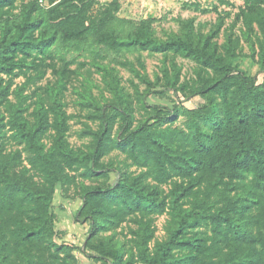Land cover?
Returning <instances> with one entry per match:
<instances>
[{
    "label": "trees",
    "instance_id": "16d2710c",
    "mask_svg": "<svg viewBox=\"0 0 264 264\" xmlns=\"http://www.w3.org/2000/svg\"><path fill=\"white\" fill-rule=\"evenodd\" d=\"M15 1L0 0V10ZM38 1L23 8L21 22L0 45V74L10 80L25 75L23 64L15 62L17 53L44 54L57 42L58 30L73 39L93 26V0ZM261 19L264 34L263 14ZM51 23L55 29L41 30ZM99 43L116 55L153 50L191 60L195 78L178 86L177 71L164 91H175L182 103L192 97L208 103L186 112L184 127L162 128L175 112L163 114L147 103L155 93L150 85L141 108L147 119L135 126L132 101L116 92L112 102L88 117L96 128L86 125L83 136L91 142L84 152L69 140L73 117L62 105L43 102L29 113L10 100L14 93L21 97L20 90L13 92V82L0 78V264H11L12 251L20 264L59 259L63 248L54 243L51 212L57 189L98 178L108 180L83 187L76 213L77 221L90 224L84 251L95 252L89 257L97 262L124 264L120 246L96 238L100 229L137 212H168L174 226L166 242L149 249L152 235L144 229L141 264H264V86L234 64L233 37L222 52L212 36L196 34L186 22L180 35L167 40L154 37L147 26L126 38L103 33ZM260 64L264 73V42ZM231 93L238 121L226 102ZM213 96L222 99L226 110ZM116 151L125 157L120 164L139 174L108 166L106 158ZM112 172L120 177L110 183Z\"/></svg>",
    "mask_w": 264,
    "mask_h": 264
},
{
    "label": "rangeland",
    "instance_id": "374dc122",
    "mask_svg": "<svg viewBox=\"0 0 264 264\" xmlns=\"http://www.w3.org/2000/svg\"><path fill=\"white\" fill-rule=\"evenodd\" d=\"M59 1L55 0V3ZM93 1L94 23L89 31L77 38L68 39L58 30L57 42L46 53H17L15 62L23 64L25 75L10 80L6 75L0 74L5 84L13 82V92L20 90L21 97L14 93L10 97L11 102L27 109V112H33L43 102L46 106L62 105L73 117L69 140L79 151L86 152L91 142L90 138L83 136L86 125L96 128L88 117L112 102L116 92H121L132 101L135 126L147 119L141 108L143 96L150 85L155 93L147 98V103L159 107L163 114L175 112L173 119L164 122L162 128L184 127L186 112L208 103L201 97H192L182 103L175 91H164V86L168 81L174 80L177 71L180 72L178 86L186 80L194 79V62L179 55L171 54L166 57L153 50L132 49L116 55L99 43L103 33L126 38L148 26L154 37L167 40L173 34L180 35L184 24L191 22L196 34L212 36L213 42L222 52L228 38L232 36L237 44L234 64L249 77L257 78L258 84L264 86V73L260 64L261 46L264 42L261 19L262 14L264 15V0ZM37 2L39 1L16 0L13 7L0 10V45L8 42L9 30L13 33L21 22L23 8ZM38 14L47 18L44 11H39ZM54 26L52 23L46 24L41 30L51 31L55 29ZM39 34L40 31L37 36ZM232 94L226 102L234 119L238 121V104L236 96ZM213 97L218 108L226 110L222 99ZM3 114L8 117L4 110ZM124 160L125 157L116 151L106 158V163L122 174H139L135 168L127 169L120 164ZM119 177L120 175L112 172L109 182L112 183ZM107 180L98 178L80 181L78 185L68 189L58 187L51 212L54 216V243L63 249L61 257L51 264H101L89 257L95 252L90 249L84 251L90 224L85 220L77 221L76 213L82 204L83 187L102 185ZM161 190L168 192L169 188L163 187ZM4 224L9 226L6 222ZM173 226L168 212H137L119 225L100 229L96 238H109L120 246L124 253V264H141L140 247L144 229L149 230L152 235L148 247L153 249L169 239ZM11 264H20L14 251L11 252Z\"/></svg>",
    "mask_w": 264,
    "mask_h": 264
}]
</instances>
